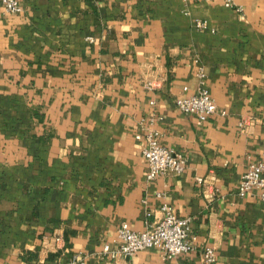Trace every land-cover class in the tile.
I'll list each match as a JSON object with an SVG mask.
<instances>
[{"label":"crops","instance_id":"obj_1","mask_svg":"<svg viewBox=\"0 0 264 264\" xmlns=\"http://www.w3.org/2000/svg\"><path fill=\"white\" fill-rule=\"evenodd\" d=\"M20 5L13 15L0 2V264H202L205 247L213 264H264V204L238 197L249 162L264 155V0ZM195 59L226 112L204 123L175 106L197 90ZM153 79L162 87L146 90ZM148 128L185 155L182 174L146 179L135 136ZM162 203L189 220L194 249L112 258L118 226L144 230ZM54 235L65 249L45 252Z\"/></svg>","mask_w":264,"mask_h":264},{"label":"built area","instance_id":"obj_2","mask_svg":"<svg viewBox=\"0 0 264 264\" xmlns=\"http://www.w3.org/2000/svg\"><path fill=\"white\" fill-rule=\"evenodd\" d=\"M184 6L191 3L209 2L210 0H180ZM4 10L13 15L23 12L20 0H0ZM223 6L228 9L236 7L235 0H223ZM236 9V8H235ZM184 14H187L184 9ZM192 26L197 31L207 29V23L204 20L195 19ZM90 43L92 38H88ZM196 66L195 76L198 80V87L195 92L189 96L178 97L175 100L176 108L186 116L193 115L199 122L204 123L209 117L220 115L225 116L224 110L218 109L213 99L210 97L206 88V74L202 66L198 65V60H194ZM164 80L153 79L146 81L144 87L146 90H158L162 87ZM186 91V88H183ZM244 122H239V127L244 126ZM136 140H142L141 150L142 157L147 163L146 179L152 181L159 176L172 174L178 176L182 174L187 166V159L184 154L176 152L162 146L159 143L158 132L154 129H146L142 136L137 134ZM196 183L202 184L201 178L195 179ZM256 193L260 202L264 204V155L259 159L250 161L245 173L242 175L238 197ZM157 198L165 199L164 193L156 195ZM162 216L153 221H147L144 230L135 231L128 227L126 223H121L117 228V246L109 254L112 258L121 256L130 258L141 250L152 249L160 253L164 260H170L176 256L189 253L194 249L188 237L190 234V225L188 219L179 218L173 208L166 203L160 207ZM147 220L151 213L146 212ZM43 250L45 252L57 253L65 249V241L61 235H54L50 238L43 237ZM105 246L104 252H108ZM80 257L79 254L72 253L71 261L76 262ZM202 264H213L216 261V254L213 248L205 247L200 253Z\"/></svg>","mask_w":264,"mask_h":264}]
</instances>
